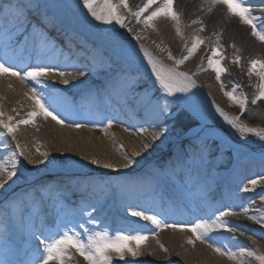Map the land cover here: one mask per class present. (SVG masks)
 <instances>
[{
  "label": "bare ground",
  "instance_id": "1",
  "mask_svg": "<svg viewBox=\"0 0 264 264\" xmlns=\"http://www.w3.org/2000/svg\"><path fill=\"white\" fill-rule=\"evenodd\" d=\"M51 1L63 11L67 19L73 20L80 31L89 36L87 41L82 37L80 39L76 34H71L67 28L61 26L58 19L49 15L51 10L41 8V18L47 24V33L50 36V40L48 39L41 51L50 54L49 62L54 63L53 65L58 68H68L71 73H78L72 70L73 67L89 65L92 57L102 48L105 57L112 62L120 63L118 58L105 55L107 48L120 47L119 45L138 49L142 46L163 65L176 68L175 61L187 54L188 47L194 40L197 37L203 40L204 43L197 53L177 68V71L187 72L193 77L196 87L191 88L187 93L180 94L186 96L194 114L203 119L202 122L194 123L199 132L190 133L184 137L183 143L186 145L211 143L214 149L222 148L223 156H229V154L233 156L228 159L233 162V165L226 175H217L215 172L218 170L209 169L205 161L201 164L199 154L192 149L186 156V160L189 159L190 170L185 171L184 178H178L170 167L161 166L164 171H167V178H160V182H155L153 187L143 184L139 180L146 176H142L143 173L155 175L148 168L153 163H157V159L152 157L154 155L148 148L145 149L144 154L140 153V149L130 142V137L146 140L147 134H139L142 128L158 132L168 121L167 119L163 124H159L156 117L157 108L154 101L166 94L158 90L159 84L154 83L155 77H146L139 85L127 86L132 78L131 69L134 70L132 66H128L127 72L123 73L126 85L108 80L97 82V72L103 70L91 72L83 76L81 80L71 79L70 81L58 75L46 77V83L52 85L55 97L53 106L65 123L61 125L50 117L44 119L40 116L32 124H20L15 133V139L7 135L6 129L0 127V133H4L0 137V163H3V159H9L13 151L17 153L22 151L24 155H17L18 157L15 158L23 163L24 167L29 168L28 172L33 179L31 183L16 184L13 179H7L6 172L0 173V180L6 181L4 188L0 189V200L4 199L6 207L1 209L3 205L0 206V261H5L6 264H23L26 260L28 264H37L40 255L38 249L42 251L43 246L38 244L36 260L33 262L27 258L25 251L30 250L31 243L36 241L33 233L37 232L36 228L40 221L48 226L51 233L50 236H42L41 239L54 237L58 230L64 231L69 228L79 231L82 238L86 235L85 228L107 229L110 234L118 230L140 231L148 234L147 241L139 249L141 253L139 256L132 257L126 254L125 260L121 261L113 254V264H237L236 260L229 259L227 255H219L214 250L215 247L231 249L232 252L237 253L238 260L243 264H260L255 256L241 257L239 253L243 249L245 252L264 254V228L249 219L250 215L257 214L256 210L264 209V199H261V194H264V179L260 180L254 191L244 194L240 189L251 179H260L264 176V147H262L264 141L253 134L239 132L224 120L216 111V107L219 106L229 115V111H236L238 106L223 96L220 89L218 92L213 71L208 70L207 73L200 69L207 68L208 56L211 50L217 47V38H219L223 57L221 64L227 70H232L234 81L240 85L236 89V94L241 92L246 94L248 103H251L257 95V86L260 81L255 75L249 76L248 71L251 61H264V42L253 36L251 28L243 24L238 17L230 16L226 6L214 5L212 0H174L173 10L179 14V21L160 17L153 21L154 28L146 27L143 20L152 11L161 7L165 0H157L156 7L153 5L149 8L140 18V23H137L135 16L121 6L118 12L125 17V23L130 26L131 31L115 23L106 25L95 21L82 6V0ZM146 1L128 0V3L132 12H135ZM248 2L254 14L264 16V13L259 11L264 7V0H248ZM112 3L120 4V0L112 1ZM35 18L34 13L31 23L35 24ZM194 21L203 23H194ZM29 23V20L23 21V26L15 32H11L12 23L9 20L0 23V44L7 43L9 40L15 42L24 33V29L28 28ZM177 27L182 36L177 33ZM201 28L204 31H201ZM32 32L35 33L37 30L33 28ZM33 39L38 45L40 44L39 35H34ZM90 43L100 44V49L90 46ZM47 45L49 48L45 50ZM53 45L55 48L52 47ZM26 46L27 51H25ZM31 51V39L28 40L27 45L20 43L16 46L14 61L27 63ZM169 52L175 59L168 58ZM62 53L70 54L68 67L54 60ZM124 54L127 56L126 52ZM236 56L240 57L239 64L233 63ZM32 62L35 63L34 57ZM146 69L149 72V69ZM134 73L139 71L135 69ZM64 79L69 81L67 85L63 83ZM85 81L87 84L84 87H75L84 85ZM70 87L75 89L71 92L72 94L68 92ZM117 87H120L119 90L116 89ZM32 88L31 82L21 81L10 75L0 76V112L4 113L0 119L7 121L8 117H12V123L16 124L27 118L32 111H38L37 106L31 104ZM42 91L45 99L48 100L49 90L42 89ZM187 96L194 100H189ZM167 99L175 98L167 97ZM76 110L84 111V119H91L90 113L108 119L112 124L110 131H114L112 139H109L112 144L105 145L101 140L93 141L92 134L90 135L89 131L86 133V130L81 128L74 131L78 123H83L82 121L75 123L76 120L69 118L72 116L68 113ZM147 114H150V117H147ZM132 116L141 119V123L140 121L131 122ZM240 123L244 124L241 119ZM177 124L179 125L180 122ZM204 125L209 128H219L220 131L216 132L207 128L206 130ZM70 126H73V129ZM130 131L137 132V135H131ZM163 139L164 137L161 136V140ZM148 140H150L149 147L156 148L157 141H153L152 138ZM180 140L178 136L168 137L164 147L166 145L173 147L170 152L173 162L184 172L181 166L183 158L179 153L184 145ZM115 141H121L124 147H115ZM17 143L19 149H16ZM95 147H98L96 151ZM40 153H47L48 157L53 155L51 160H48L53 163L49 164L47 161L45 165L47 168L42 167L46 161L37 158ZM132 154L135 164L140 162L143 164L144 160L146 161L143 164L145 169L142 173L135 174L133 172L136 170L132 168L130 171L125 167L129 164L122 159L130 158ZM40 157L43 156L40 155ZM92 160L98 161V164L93 165ZM61 161H67V163H61ZM104 164H110L113 167L105 169L102 167ZM228 164L227 161L223 169H228L230 166H227ZM8 167L11 168L9 165ZM55 167L58 168L53 169ZM241 167L242 175L235 176L234 174ZM34 188L44 190L42 197L36 194L37 190L35 191ZM27 198H30L28 205L25 203ZM253 199L254 203H252ZM43 201L53 204L52 215H49L45 204L44 207L41 206ZM127 204L138 206L146 210L148 214H156L158 218L173 223L177 227L156 230L155 234H152L151 230L154 226L151 222L131 217L125 211ZM93 205L95 207H91ZM249 205V212L245 214L243 208ZM229 206L238 213L225 218L237 226L232 232L217 230L202 243L195 240V236L190 231L179 230L181 227L190 228L195 223L211 222L215 216L219 215L220 210H228ZM186 208L196 211L195 221L186 215ZM89 213L95 217V223H89ZM54 218L56 219L55 228L52 223ZM80 224H83L84 228H81ZM190 239L195 240L194 245L190 244L191 248L187 245ZM132 246L135 247V244ZM70 251L73 259L69 264H87V261L75 249ZM50 264H56V262L51 261Z\"/></svg>",
  "mask_w": 264,
  "mask_h": 264
},
{
  "label": "snow or ice",
  "instance_id": "2",
  "mask_svg": "<svg viewBox=\"0 0 264 264\" xmlns=\"http://www.w3.org/2000/svg\"><path fill=\"white\" fill-rule=\"evenodd\" d=\"M156 3L157 0H147L143 7L139 8L135 12H132L128 0H120V4H114L112 3V0H82V6L87 9V12L92 18H94L95 21H99L106 25L115 23L121 28H126L128 31H131V28L125 23V17L119 14L118 9L121 6L124 7L135 16L136 22L140 23V18L144 16V13ZM212 3L214 5L223 4L226 6L230 16L238 17L243 24L248 25L251 28L253 36L261 42H264V16L254 14L253 8L250 6L248 0H212ZM173 4L174 0H165L161 7L152 11L143 20L144 25L146 27L154 28L153 21L160 17L170 18L178 22L179 14L173 10ZM42 7L43 5L40 0H0V23L5 20H9L12 23L11 32H15L18 28L22 27L23 21H30L28 28L24 29V33H22L15 42L9 40L7 43L0 44V76L10 75L20 79L21 81L31 82L33 85V95L31 98L35 100V104L39 109L38 111H32L29 113L27 118L20 120L16 124L12 123V117H8L7 121L0 119V127L6 129L7 135L11 136L13 139H15V133L20 124H32L35 122V119L40 116H43L44 119H48L50 117L56 121V123L61 125L65 123L64 119L59 117V114L53 106L55 103V97L53 96L52 85L47 84L45 78L52 75L65 77L66 75H69V70L68 68H58L50 63L47 53L41 51V48L48 42V37L45 36L47 24L44 22V19L41 18ZM259 11L264 13V7L260 8ZM34 13L36 14L35 24L31 23ZM194 23L202 24L203 22L194 21ZM33 28H35L37 32L33 33ZM201 31H204V29L201 28ZM177 33L182 36L179 27H177ZM34 35L40 36L41 41L39 45L33 39ZM29 39L32 40V51L28 62L14 61L13 57L16 53V46L22 42L27 45ZM203 43L204 41L197 37L192 45L188 47L187 54L181 59L175 61L177 66L176 68H169L163 65L159 60L154 58L146 48L141 46L140 51H142L144 56L147 58L148 64L151 65V71L155 75L154 83L158 82V90H162V92L166 94L156 100V117L160 124H163L169 117L175 116V109L170 110V106L173 104L179 105L181 103L179 98L175 100H168L167 97H176L177 93H187L191 88L196 87L193 77L187 72L177 71V68L183 65L186 60L191 59ZM52 47L55 48V45ZM233 47L235 46L233 45ZM27 50L26 46L25 51ZM32 57L35 58V63L32 62ZM217 57H220V59H217ZM168 58L175 59L171 55V52H169ZM222 59L223 57L221 55L219 38H217V47L212 49L208 56L207 68L202 67L200 71H213L215 73L216 80L221 83V88L223 89L224 84L221 80V75L225 73L227 69L222 66ZM239 62L240 57L236 56L233 63L239 64ZM105 69L111 70L112 63L102 52H98L92 57V61L89 65L79 68L73 67L72 70L78 72L81 76H85L89 75L91 72ZM121 71L123 70L121 69ZM248 75H255L260 81L257 86V95L252 101V104L256 105L259 102L264 101V61H251ZM63 83L67 85L69 81L64 79ZM86 84L87 81L84 82V85H77L75 87H84ZM239 87L240 85L236 84L232 90L225 91L224 95L229 99V101L240 108L241 115H243L248 108V98L247 95L242 92L236 94V89ZM42 89L49 90L48 100L45 99ZM216 111L219 112L229 125L236 128L239 132L253 134L259 137L261 141H264V129L252 128L240 123L239 116H230L224 112L223 109L219 108V106L216 107ZM2 116H4V113L0 112V117ZM189 120H191V117H189ZM79 126L82 127L83 125L81 124ZM191 126V124L188 125V127ZM108 127H112V124L108 123ZM142 131H147V129L142 128ZM167 131V128H161L160 131L152 134L153 141L160 140V144L155 146L157 149L162 148L168 140V136L165 135V132ZM3 135L4 133H0V137ZM161 136L164 137L163 140H161ZM149 146L150 145L148 144L144 145L145 149ZM262 147H264V145H262ZM16 149H19L18 143L16 145ZM192 149H195V151L199 154L201 164H203L207 156H210L212 153V145L209 143L201 142L197 145L189 143L188 148L183 150L185 156H187ZM17 155L23 156L24 153L22 151L18 153L17 151H13L11 153V156L9 157L12 165L11 168L8 167V161L0 163V173L6 172L7 179L9 180L16 177L17 172L19 171L17 167L19 161L15 159ZM40 155L47 156V153H40ZM135 155H139V153H135ZM49 163H53V161H50ZM61 163L66 164L67 161H61ZM91 163L93 165H97L98 161L92 160ZM131 163H133V160L128 158V164ZM127 166L128 165L126 164L125 167ZM102 167L105 169H112L113 166L110 164H104ZM22 176L23 173H21V177ZM261 179H264V176L260 179H251L248 184H244L240 190L244 193L254 191ZM5 182V180H0V189L4 188ZM5 191L7 190L5 189ZM36 194L39 195V192ZM261 199H264V194H261ZM254 202L255 200L253 199L252 203ZM91 207L95 206L93 205ZM249 208L250 205L249 207L243 208L245 214L249 212ZM125 211L131 217H137L144 221H150L151 225L154 226L151 230L152 234H155L156 230L177 227L173 223H169L162 218H158L156 214H148L146 210L141 209L138 206L127 204ZM256 213L257 214L250 215L249 219L264 228V209H258L256 210ZM237 214V211L229 206L228 210H220L219 215L215 216L211 222L195 223L190 228L181 227L179 230L190 231L195 236V240H199L203 243L209 238L212 232L217 230L228 232L234 231L237 226L231 224L225 218ZM89 223H95V217L91 216V213H89ZM80 227L84 228V225L80 224ZM84 231L86 234L84 238H82L79 231H74L71 228L64 231L58 230L54 237H46L45 239L40 238L44 235L43 231L40 232V235L33 233L34 238L39 241L40 245L43 246L42 251L38 249L40 255L38 256L37 264H50L51 261H55L56 264H69V262L73 259L70 251L71 249H75V251L87 261V264H113V254H115L121 261L125 260L126 254L131 255L132 257L139 256L141 254L139 249L148 239V234L140 231L126 232L118 230L112 234H110L107 229L89 230L85 228ZM195 240L190 239L188 243L194 245ZM133 244H135V247L132 246ZM214 250L219 255H227L229 259L236 260L237 264H243L242 261L238 260L237 253L232 252L231 249L215 247ZM165 251H167V249H165ZM245 255L255 256L256 260H258L260 264H264V254L251 251L245 252L242 249L239 256L243 257ZM0 264H6V262L0 261Z\"/></svg>",
  "mask_w": 264,
  "mask_h": 264
},
{
  "label": "rangeland",
  "instance_id": "3",
  "mask_svg": "<svg viewBox=\"0 0 264 264\" xmlns=\"http://www.w3.org/2000/svg\"><path fill=\"white\" fill-rule=\"evenodd\" d=\"M112 1L118 2V0H112ZM40 2L43 5L42 8L51 10L49 15L52 16V18H54V19H58L60 24H61V26H63L64 28H67L68 32H70L71 34H76L77 36H79L80 39H82V38L85 39V40L89 39L88 38L89 36L86 35V33L80 31V29H78L76 27V25L73 22V20H71L70 18L67 19V16H65V14H63V11L59 7L54 5L51 0H40ZM146 2H145V4H146ZM154 5L156 7V4H154ZM77 16H79V15H77ZM187 28H189V27H187ZM76 29H78L79 31L76 30ZM46 35L48 36V39L50 40V36L48 35L47 31L45 32V36ZM39 41H41V38L39 39ZM209 45L211 46L212 43L210 42ZM90 46H93L94 48H99L100 49V44L94 45L93 43H90ZM119 46L120 47L107 48V51H106L107 53L105 55H110L111 57L118 58V61H120V63L110 61L112 63V69L111 70L105 69V70H103L101 72H97V76H98V78L96 80L97 82H103L105 80H108V81H111V82H122L123 84L126 85V83L124 81L123 73L127 72L128 66L134 67V70H132L130 68L131 72H132L131 73L132 78L130 79V82L127 83V86L139 85V84L142 83V81L144 82V79L146 77H150V76L155 77L154 73H152V71H151V65L148 64L147 58L144 56L143 52L140 51V49L128 47L126 45L125 46L124 45H119ZM48 48H49V45H47L45 47V50H47ZM116 49H117V51H115ZM118 49L120 51H118ZM102 50H103V48L100 49L99 52L103 53ZM124 52L127 53V56L124 54ZM47 55H48V57H50V54L47 53ZM140 56H142V57L144 56V57L143 58H136V57H140ZM69 58H70V54H68V53H62L60 55V57H59V59L61 61L68 62V63H69ZM68 63L65 64L66 67H68ZM52 64H54V63H52ZM145 67L149 69V72L147 71V69ZM121 69L123 71H121ZM135 69H136V71H139V73H134ZM97 71H99V70H97ZM231 71L232 70H227L225 73H223L221 75V80H222V82L224 84V88L223 89L221 88V83L218 82L216 80V78H215V84H216V86L218 88V92H219V89H220L222 91V93H223V96H225L224 95L225 91L232 90L233 87L237 84L234 81V75L231 73ZM208 72L209 71H207V73ZM78 74L79 73L75 74V73L69 72V75H66L65 77L68 80H70V81H71V79H80L81 80V78L83 76L78 75ZM121 86H122V84H121ZM120 87H117L116 89L119 90ZM73 88L74 87H70V90H68L69 94H72L71 92L73 90H75ZM71 96H74V95H71ZM187 97L191 101L194 100L190 96H187ZM174 98L175 99L179 98L181 103L179 105L175 104V106H173L174 105L173 104V105L170 106V110L175 109V116L174 117H169L167 123H165L164 125L161 126L162 128H168V131L165 132V135H167L170 138H174V137H177V136L182 138V137H185L188 134L190 135V133L199 132L197 127H195V126L193 128L192 127H188V125H187L188 123H186V122L189 120V117H191V120H190L191 122H193V120L195 122H198V121L202 122L203 119L201 117H199V116L194 114V111L190 107V104L188 103L186 96L181 95L180 93H177L176 97H174ZM175 99H173V100H175ZM252 101H253V99L251 100V103H248V108L243 113V115H241V110H240L239 107L236 109V111H229L230 112L229 115L239 116L240 119L244 122V124H246L248 126H258V127L262 128V129H264V123L263 124L262 123H258V121H264V101H261V102H259L256 105H253ZM154 103H156V100L154 101ZM31 104L33 106H36L34 99L31 101ZM182 112H184V113H182ZM75 114H74L75 116H83L84 117V111L76 110ZM90 116H91V119H84V118L75 119L73 116L69 117L71 120H73V119L76 120L75 123L77 121H82L83 122V123H78L76 125L77 127H74V129H73V126L72 127L70 126V127L74 131H77L78 128L86 130L85 131L86 133H87V131H89L90 132L89 134L90 135L92 134L91 135L92 136L91 139H93V141H97V140L100 141L101 140L103 143H105V145H111L112 143H110L109 139H112V136L114 135V131H110V128L108 127L109 120L104 118V117H101V116H99L97 114H94V113H90ZM147 117H150V114L149 115L147 114ZM126 119H128V117ZM132 119H133V121H131V122H135V121L137 122V121L141 120V119H136V117H134V116H132ZM179 119H180V121H179L180 124L178 125L177 123H179V122H177V120H179ZM250 120H257V121H256V123H250ZM139 123H141V121ZM158 123L160 124V122H158ZM81 124L83 125L82 127L79 126ZM206 128L208 130L209 129H211L213 131L215 130L216 132L220 131L219 128H214V127H210L209 128V127L205 126V129ZM130 132H132L131 135H135V136L137 135L136 134L137 132H134V131H130ZM93 133H96V134H93ZM140 133L143 134V135H145V134L148 135V137H145L146 140L145 139H141L140 137H136V138L130 137V142L134 146H136V147H138L140 149V151H141L140 153L144 154L146 152V150L144 148V145L150 143V140H148V139L152 138V134L154 132L151 131V130H149V131L147 130V131H141V132H139V134ZM82 135L84 137H86V135H84V134H82ZM83 140H85V139H83ZM156 141H157L158 144H160V140H156ZM115 142H116L115 147H124L123 144L121 143V141H115ZM211 145H212V153H211L210 156H207V158L204 161L208 164L209 169L213 168V170L215 171V170H217L219 168L218 172L216 171L215 174L222 175L223 173H222V171H220L222 169V166L226 165L227 161L229 162V164L232 163L228 159H230V157L233 158V156H231L230 154H229V156H227V155L223 156L221 154V152H222L221 149L222 148L218 149V148H216V145H215L216 149L214 150V145L213 144H211ZM50 146H51V144H50ZM112 147H113V145H112ZM97 148L98 147H95V151L97 150ZM172 148L173 147L170 146V145L169 146L166 145V147L163 146L160 149H157V148H154V147H148V150H150V152L154 155L152 157L157 159V161H156L157 163H153L148 168L150 170V172H152L155 175H152L151 173H148V172L142 174V176L146 175L144 177H141V179H139L143 184L154 185V182H160L159 181L160 178H167V176H168L167 171H164V169H162L161 166L173 167L175 170H177V168H176V166H174L173 162H170V160L167 161L164 158V155L167 152L172 151ZM184 148L186 149L188 147H184ZM213 155H214V157H213ZM52 156L53 155H51L50 157H48V156L40 157V155H38L37 158L41 159V160H45L46 162H45V164L42 167L43 168H47L45 165L47 164L48 160H51ZM130 158L131 159L133 158V154H132V156ZM162 158L164 159L163 162H162ZM15 159L17 160V158H15ZM5 161H8V165L12 166L10 164L11 161L9 159H7V160L3 159V162H5ZM122 161L125 162V163H128V158L127 159H122ZM48 162H50V161H48ZM135 162L136 161L133 160L134 164L133 165L129 164L126 168H128V170L133 168V170H136L135 172H133L135 174L142 173L144 171V169H145L143 164L146 161L144 160L143 164L141 162L138 163V164H135ZM49 164H52V163H49ZM79 165H82V164H79ZM17 167L19 169V171L17 172V176L12 178L15 181L16 184H19V183L20 184H24V183H27V182H30L31 180H33L30 177L31 173L28 172V171H30L29 168L27 169V167H24L23 163H21L19 161V164L17 165ZM216 167H218V168L216 169ZM56 168H58V167H55L53 169H56ZM21 173H23V178L24 179L21 177ZM83 175H85V174H83ZM178 175L180 176V178H182L179 171H178ZM91 176H93V175H91ZM36 190H37V192H39V195L44 194V190L43 189L36 188ZM29 201H30V198H27L26 201H25V203H27L26 205H28L30 203ZM4 203H5L4 199H1L0 200V206L3 205V206H1V209H6V207L4 206ZM30 206H32V204ZM29 214H30V212H29ZM191 215H193V214H191ZM52 223H53V226H56V223H54V222H52ZM39 226L40 225L38 224V227ZM43 226L40 227V230L43 231L45 234L50 235L51 233H50V231L48 229V226H45V225H43ZM187 245L190 246V248L192 247L189 243ZM29 256L33 257L35 255H34V253L31 252L29 254Z\"/></svg>",
  "mask_w": 264,
  "mask_h": 264
},
{
  "label": "trees",
  "instance_id": "4",
  "mask_svg": "<svg viewBox=\"0 0 264 264\" xmlns=\"http://www.w3.org/2000/svg\"><path fill=\"white\" fill-rule=\"evenodd\" d=\"M257 120H253V121H251L252 123H254V122H256ZM263 123H264V121H262ZM189 124H191V125H193V123H191V122H189L187 125H189Z\"/></svg>",
  "mask_w": 264,
  "mask_h": 264
}]
</instances>
